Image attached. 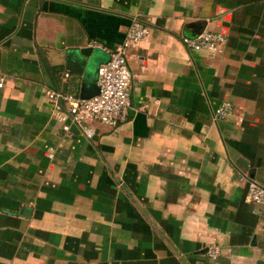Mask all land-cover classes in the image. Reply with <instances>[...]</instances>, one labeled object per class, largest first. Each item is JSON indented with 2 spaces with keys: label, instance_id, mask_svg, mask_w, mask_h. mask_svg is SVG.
Here are the masks:
<instances>
[{
  "label": "crops",
  "instance_id": "1",
  "mask_svg": "<svg viewBox=\"0 0 264 264\" xmlns=\"http://www.w3.org/2000/svg\"><path fill=\"white\" fill-rule=\"evenodd\" d=\"M132 18L126 120L62 131L45 90L95 93ZM202 29L216 53L180 43ZM242 174L264 187V0H0V264H264Z\"/></svg>",
  "mask_w": 264,
  "mask_h": 264
},
{
  "label": "built area",
  "instance_id": "2",
  "mask_svg": "<svg viewBox=\"0 0 264 264\" xmlns=\"http://www.w3.org/2000/svg\"><path fill=\"white\" fill-rule=\"evenodd\" d=\"M147 33L148 27L139 19L132 18L122 42L114 45L108 52V59L97 67V92L92 96L80 98L58 90H45L46 98L51 103L52 114L60 117L62 121V131L67 132L70 125H75L86 138H89L93 134V129L86 122L94 120L112 127L126 120L127 111L131 107L129 99L131 75L126 66V58L129 49L136 48ZM179 41L186 49L214 54L223 45L225 35L222 32L202 29L192 36H181ZM231 111V103L222 100L212 109L210 118L214 122L225 119ZM66 119L68 122H65ZM238 178L244 182V199L261 206L264 203V187L247 175L242 174ZM205 254L209 258H216L219 254L218 246H207Z\"/></svg>",
  "mask_w": 264,
  "mask_h": 264
},
{
  "label": "water",
  "instance_id": "3",
  "mask_svg": "<svg viewBox=\"0 0 264 264\" xmlns=\"http://www.w3.org/2000/svg\"><path fill=\"white\" fill-rule=\"evenodd\" d=\"M186 25L194 26L193 24H186ZM196 33H198V32H196ZM87 51H88V48H84V49L82 48L78 52V54H79L80 57H77L76 56V58L75 57H72V58L67 57L66 58V62L69 61V62L73 63L75 69H77V72L76 73L79 74V76L81 78V84L82 85L84 83H86V81L89 80V78H90V71H89V62L90 61H89L88 57H86L88 55L86 53ZM66 65H67V63H66ZM96 92H97V88H96L95 93ZM95 93H93V94H95ZM93 94H91V95H93ZM90 96H87V97L80 96V98H88ZM205 250H206V248H202L201 250H199V252L204 253Z\"/></svg>",
  "mask_w": 264,
  "mask_h": 264
}]
</instances>
